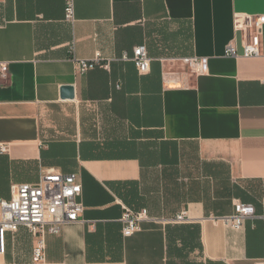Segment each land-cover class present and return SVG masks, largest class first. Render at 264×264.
Wrapping results in <instances>:
<instances>
[{
  "label": "crops",
  "instance_id": "1",
  "mask_svg": "<svg viewBox=\"0 0 264 264\" xmlns=\"http://www.w3.org/2000/svg\"><path fill=\"white\" fill-rule=\"evenodd\" d=\"M239 16H264V0H76L73 25L64 0H0V200L49 172L82 186L84 212L47 236V264L264 261V27L246 58ZM141 45L147 74L124 59ZM188 57L208 72L188 75ZM73 58L108 67L81 74ZM238 201L256 214L234 229L223 218ZM125 207L159 221L126 238ZM184 211L191 222H164ZM36 243L9 234L0 264H32Z\"/></svg>",
  "mask_w": 264,
  "mask_h": 264
},
{
  "label": "built area",
  "instance_id": "2",
  "mask_svg": "<svg viewBox=\"0 0 264 264\" xmlns=\"http://www.w3.org/2000/svg\"><path fill=\"white\" fill-rule=\"evenodd\" d=\"M76 20V0H64V21L73 25ZM237 31L244 35L243 55L246 58L258 57L262 43L264 16L236 18ZM225 56H238L234 43L225 48ZM125 60L134 62L140 74H147L151 67V58L146 45L134 49L132 58L124 56ZM77 71L85 74L96 67L107 68L98 59L84 61L73 58ZM190 76H199L208 72V59L188 57L181 60ZM9 76L8 64H0V78L6 80ZM1 152L7 153L8 147L1 146ZM82 186L77 174L64 175L57 172L45 174L38 184H14L11 187V200H0V255L7 249L9 234H15L22 227L26 228L37 240L32 251V264H47L46 239L49 235H58L67 224L77 222L84 212L81 202ZM235 214L223 218L224 222L234 229H240L244 222L256 214L252 205L235 203ZM123 236L128 238L141 231V224L147 221H159L151 218L148 210L134 211L124 208L122 217ZM192 219L184 211L173 218L164 220L170 224L189 223ZM255 264H264L258 261Z\"/></svg>",
  "mask_w": 264,
  "mask_h": 264
},
{
  "label": "water",
  "instance_id": "3",
  "mask_svg": "<svg viewBox=\"0 0 264 264\" xmlns=\"http://www.w3.org/2000/svg\"><path fill=\"white\" fill-rule=\"evenodd\" d=\"M61 91L63 98H68V99L74 98V89L72 86H64Z\"/></svg>",
  "mask_w": 264,
  "mask_h": 264
}]
</instances>
